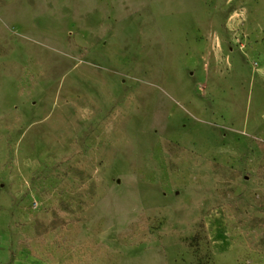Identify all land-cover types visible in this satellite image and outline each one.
Returning a JSON list of instances; mask_svg holds the SVG:
<instances>
[{"label": "rangeland", "instance_id": "obj_1", "mask_svg": "<svg viewBox=\"0 0 264 264\" xmlns=\"http://www.w3.org/2000/svg\"><path fill=\"white\" fill-rule=\"evenodd\" d=\"M0 264H264V0H0Z\"/></svg>", "mask_w": 264, "mask_h": 264}]
</instances>
